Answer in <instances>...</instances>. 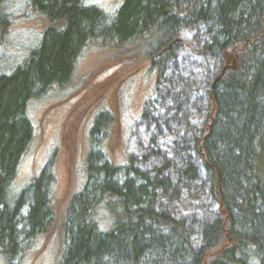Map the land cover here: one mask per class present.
<instances>
[{
    "label": "trees",
    "instance_id": "trees-1",
    "mask_svg": "<svg viewBox=\"0 0 264 264\" xmlns=\"http://www.w3.org/2000/svg\"><path fill=\"white\" fill-rule=\"evenodd\" d=\"M10 1L0 0L4 32ZM23 1L55 27L14 68L0 65V258L13 264L54 220L51 170L13 189L34 137L30 105L67 89L85 47L99 44L148 64L154 83L140 121L153 132L169 119L179 124L189 152L177 176L154 149L148 169L135 154L115 162L102 143L116 115L99 108L58 264H264V0H122L113 12L84 0ZM193 30L203 32L196 49L184 37ZM190 53L204 58L207 75L193 132L186 115L199 87L178 66ZM199 180L208 200L200 219L161 205L178 184Z\"/></svg>",
    "mask_w": 264,
    "mask_h": 264
},
{
    "label": "rangeland",
    "instance_id": "rangeland-1",
    "mask_svg": "<svg viewBox=\"0 0 264 264\" xmlns=\"http://www.w3.org/2000/svg\"><path fill=\"white\" fill-rule=\"evenodd\" d=\"M84 1L110 12L122 2ZM25 3L28 2L11 0L8 4V28L5 32L0 28V65L4 69H12L21 63L25 52L38 44L36 41H40L45 29L55 27L35 10L24 7ZM199 34L203 32L193 30L184 34L186 42L194 49L198 48L195 41ZM182 57L178 66L184 81L191 80L199 87L198 93L191 97V108L186 115L188 128L193 132L202 121L201 92L207 77L205 61L191 53L187 58ZM140 59L129 58L123 50L107 45H89L78 58L70 86L30 105L34 137L18 168L13 189L15 191L26 185L43 169L51 170L54 177L51 187L54 220L48 232L27 245L24 242L25 250L13 264L59 263L63 252V222L67 204L85 182V158L91 144L89 130L93 115L99 108H110L116 115L102 143L113 161L121 163L126 155L135 154L139 165L148 169L155 161V157L148 156L150 149H154L157 159L169 160L170 174L177 176L181 157L189 152L182 144V127L169 119L153 132L140 121V113L152 95L154 83L153 71L150 72L148 64L141 63ZM190 76L194 77L190 79ZM177 188L174 198H161V205L178 217L200 219L204 214L201 206L208 201L206 185L199 180L192 187L180 183ZM0 264L6 262L0 258Z\"/></svg>",
    "mask_w": 264,
    "mask_h": 264
}]
</instances>
